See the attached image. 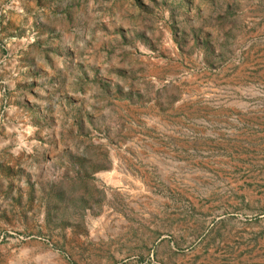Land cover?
Here are the masks:
<instances>
[{"label": "rangeland", "instance_id": "374dc122", "mask_svg": "<svg viewBox=\"0 0 264 264\" xmlns=\"http://www.w3.org/2000/svg\"><path fill=\"white\" fill-rule=\"evenodd\" d=\"M264 264V0H0V264Z\"/></svg>", "mask_w": 264, "mask_h": 264}, {"label": "bare ground", "instance_id": "6f19581e", "mask_svg": "<svg viewBox=\"0 0 264 264\" xmlns=\"http://www.w3.org/2000/svg\"><path fill=\"white\" fill-rule=\"evenodd\" d=\"M29 246L30 247L26 251L28 258L40 263L42 262L48 263L49 261H51L52 255L44 245L35 242V243H30Z\"/></svg>", "mask_w": 264, "mask_h": 264}]
</instances>
